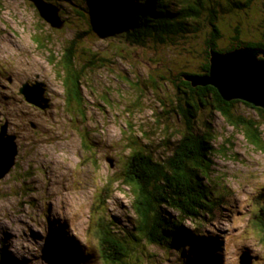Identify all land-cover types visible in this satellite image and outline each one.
I'll list each match as a JSON object with an SVG mask.
<instances>
[{
    "label": "rangeland",
    "instance_id": "rangeland-1",
    "mask_svg": "<svg viewBox=\"0 0 264 264\" xmlns=\"http://www.w3.org/2000/svg\"><path fill=\"white\" fill-rule=\"evenodd\" d=\"M263 3L255 0L250 21L240 27L241 40L263 36ZM236 13L219 18V47L233 43ZM69 21L63 30H53L26 0H0V127L8 124L19 151L11 172L0 180V243L14 264H103L94 230L98 219L113 222L119 236L133 231L135 199L123 184L130 148L158 161L170 157L179 139L180 121L172 112L176 100L169 75L186 64L187 70L199 66L209 31L205 28L178 46L159 48L150 43L147 48H132L99 24L92 30L73 18ZM78 29L90 35L79 42L77 63L84 67L103 60L85 70L83 114L66 106L57 77L60 70L51 65L48 50L61 54ZM35 39L43 41L45 48H39ZM35 81L47 90L51 107L45 112L29 105L19 93L27 82ZM238 113L257 119L242 105ZM200 122H209L216 132L213 188L224 185L234 194L223 218L206 219L205 235L213 242L204 246L208 257L203 256L202 262L240 264L241 255L248 253L252 264H264V233L252 221L264 205V154L249 146L242 132L219 114H200ZM260 131L264 142V125ZM81 137L90 140V152L84 151ZM106 195L110 199L102 205L101 196ZM184 225L192 231L195 224L188 220ZM137 252L142 256L138 261L134 257L131 264L185 262L174 251L166 253L144 243Z\"/></svg>",
    "mask_w": 264,
    "mask_h": 264
},
{
    "label": "trees",
    "instance_id": "trees-1",
    "mask_svg": "<svg viewBox=\"0 0 264 264\" xmlns=\"http://www.w3.org/2000/svg\"><path fill=\"white\" fill-rule=\"evenodd\" d=\"M46 1L63 8L66 15L62 16L60 12V16L68 23L73 18L92 30H97L96 24H99L108 34H119L125 43L122 44L132 48H147L150 43L159 48L178 46L181 40L199 36L205 28L209 30L205 35L204 50L198 56L199 66L187 70L186 64L182 71L169 75L176 100L172 112L180 121L179 139L172 146L170 157L158 161L145 151L130 148L123 184L133 192L135 199L133 231L127 236L126 233L119 236L114 231L115 224H107L101 218L94 226L103 264H131L134 257L138 261L142 254L137 251L142 243L164 249L166 253L174 251L179 258L185 259L184 264H206L202 262L203 256L208 257L204 246H211L213 242L205 235L206 219L216 222L223 218L234 194L224 185L213 188L212 158L215 149L212 143L216 140V132L209 122L201 124L200 114H219L230 127L242 132L249 146L264 154L263 133L260 131L264 125V110L241 101L227 103L213 87H193L187 78L209 75L211 52L223 54L246 48L264 54V34L254 41L239 37L240 27L250 21L248 16L253 12L251 8L255 0H135L133 3L130 0V4H127L128 0ZM235 12L238 17L236 26L232 28L233 43L219 47L218 41L222 37L219 18ZM261 23L264 24V18ZM87 35L90 33L83 32V29L76 30L74 39L64 44L59 55L48 49L52 54L49 57L51 65L60 70L57 77L64 89L65 104L75 108L79 114H83L84 107L82 87L85 70L103 62L99 56L100 60L88 62L84 67L77 63L75 52ZM49 41L48 36L46 43ZM35 42L39 48L45 46L40 39H35ZM187 52L193 53L191 49ZM158 79L165 81L163 76ZM239 105L252 110L257 119L240 115ZM81 141L84 151L90 152L91 148L87 146L90 140L81 137ZM107 186H111L110 183ZM107 195L101 196L102 205L110 199ZM188 220L195 224L192 231L184 225ZM252 221L263 234L264 205ZM2 245L0 243V264H14L8 258V249ZM195 251L197 254L190 261L189 256Z\"/></svg>",
    "mask_w": 264,
    "mask_h": 264
},
{
    "label": "water",
    "instance_id": "water-1",
    "mask_svg": "<svg viewBox=\"0 0 264 264\" xmlns=\"http://www.w3.org/2000/svg\"><path fill=\"white\" fill-rule=\"evenodd\" d=\"M32 3L40 18L51 29L61 31L66 21L60 16L61 9L46 0H27ZM261 56V59H260ZM210 73L206 77H190L193 87H213L227 103L241 101L264 110V54L246 48L227 53L211 52ZM25 101L42 110L49 109L45 84L36 81L20 89ZM17 137L8 134V124L0 128V180L9 174L18 155ZM111 167L113 166L110 161ZM248 253L240 257V264H252Z\"/></svg>",
    "mask_w": 264,
    "mask_h": 264
},
{
    "label": "clouds",
    "instance_id": "clouds-1",
    "mask_svg": "<svg viewBox=\"0 0 264 264\" xmlns=\"http://www.w3.org/2000/svg\"><path fill=\"white\" fill-rule=\"evenodd\" d=\"M65 20V19H64ZM65 26H66V24H65ZM36 82V81H35ZM34 82V83H35ZM42 83V82H41ZM29 84H31V83H29ZM46 92H47V90H46ZM47 98V97H46ZM48 99V98H47ZM49 100V99H48ZM30 105V104H29ZM49 105H50V107H51V103H50V100H49ZM36 108V107H35ZM38 109V108H37ZM45 112V111H44ZM1 128V127H0ZM8 134H9V132H8ZM16 136V135H15ZM16 144H17V140H16ZM18 153H19V151H18ZM18 156V155H17ZM17 158V157H16ZM16 162V161H15Z\"/></svg>",
    "mask_w": 264,
    "mask_h": 264
},
{
    "label": "bare ground",
    "instance_id": "bare-ground-1",
    "mask_svg": "<svg viewBox=\"0 0 264 264\" xmlns=\"http://www.w3.org/2000/svg\"><path fill=\"white\" fill-rule=\"evenodd\" d=\"M70 142H71V141H70ZM70 142H69V143H70ZM200 264H201V262H200Z\"/></svg>",
    "mask_w": 264,
    "mask_h": 264
}]
</instances>
